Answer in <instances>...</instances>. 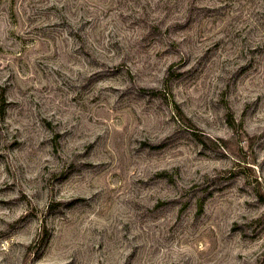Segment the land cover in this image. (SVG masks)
<instances>
[{"label": "rangeland", "instance_id": "374dc122", "mask_svg": "<svg viewBox=\"0 0 264 264\" xmlns=\"http://www.w3.org/2000/svg\"><path fill=\"white\" fill-rule=\"evenodd\" d=\"M0 264H264V0H0Z\"/></svg>", "mask_w": 264, "mask_h": 264}]
</instances>
